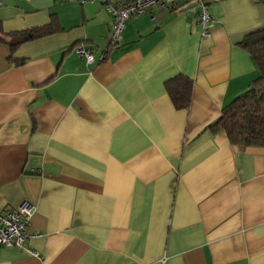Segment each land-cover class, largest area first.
Instances as JSON below:
<instances>
[{
	"label": "crops",
	"instance_id": "obj_1",
	"mask_svg": "<svg viewBox=\"0 0 264 264\" xmlns=\"http://www.w3.org/2000/svg\"><path fill=\"white\" fill-rule=\"evenodd\" d=\"M207 8L210 37L197 0H172L112 45L99 0L0 1L4 33L53 29L13 52L0 41V214L34 208L0 264H264V146L208 128L258 76L241 44L264 0ZM178 76L192 83L180 109Z\"/></svg>",
	"mask_w": 264,
	"mask_h": 264
},
{
	"label": "trees",
	"instance_id": "obj_2",
	"mask_svg": "<svg viewBox=\"0 0 264 264\" xmlns=\"http://www.w3.org/2000/svg\"><path fill=\"white\" fill-rule=\"evenodd\" d=\"M51 31V27H43L4 33L0 27V41L5 42L13 52L19 44ZM241 45L254 59L258 76L245 92L221 109L219 117L208 128L212 132L223 131L234 145L264 146V29L247 34ZM191 87V81L181 76L168 82L167 89L176 108L189 105Z\"/></svg>",
	"mask_w": 264,
	"mask_h": 264
},
{
	"label": "built area",
	"instance_id": "obj_3",
	"mask_svg": "<svg viewBox=\"0 0 264 264\" xmlns=\"http://www.w3.org/2000/svg\"><path fill=\"white\" fill-rule=\"evenodd\" d=\"M1 1V0H0ZM106 11L113 18L109 43L115 45L120 42L125 21L131 17L140 15L153 5H162L172 0H99ZM199 3L198 17L201 24V36L210 37L211 18L207 8L210 2L218 0H197ZM74 51L84 56L86 62H93L94 58L90 51L83 45L75 46ZM34 212L33 206L27 203L20 205L0 214V248L3 246H16L25 248L27 238V225ZM30 253L35 254L31 250Z\"/></svg>",
	"mask_w": 264,
	"mask_h": 264
}]
</instances>
